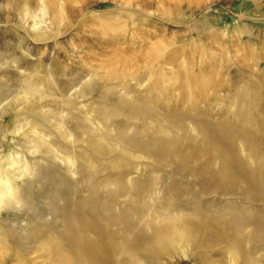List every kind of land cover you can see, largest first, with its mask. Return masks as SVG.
I'll list each match as a JSON object with an SVG mask.
<instances>
[{
	"label": "rangeland",
	"instance_id": "374dc122",
	"mask_svg": "<svg viewBox=\"0 0 264 264\" xmlns=\"http://www.w3.org/2000/svg\"><path fill=\"white\" fill-rule=\"evenodd\" d=\"M121 98L151 101V131L106 116ZM221 123L239 135L219 148L203 138ZM159 138L183 145L166 165L140 153ZM229 146L264 163V0H0V177L25 199L0 196V264H70L83 234L69 212L90 206L115 248L150 243L146 264H243L233 244L264 264V235L235 224L264 218V192L225 183Z\"/></svg>",
	"mask_w": 264,
	"mask_h": 264
},
{
	"label": "bare ground",
	"instance_id": "6f19581e",
	"mask_svg": "<svg viewBox=\"0 0 264 264\" xmlns=\"http://www.w3.org/2000/svg\"><path fill=\"white\" fill-rule=\"evenodd\" d=\"M32 86L35 87L36 85L33 84ZM150 104H151V101H149V100L137 101V100H134V98H133L130 101H127V98H121L119 101H117V103H111L110 105L108 104L107 106H105V108H104L105 112L104 113L106 114V116L114 117V118H120V117H122L123 114L127 113L126 114L127 117H124L126 119V120H124V125L126 128L131 127L134 124H138V125H141L144 128H146L149 132L153 128L151 127L150 123H147V121H145V119L148 118L152 113L153 109H152ZM194 116H198V115L188 116V115L183 114L181 112V113L176 114L175 118L177 120H179V123H181L183 125L184 122H186L189 119H191L192 122H193V120L196 122L197 121L196 119L199 116L198 117H194ZM139 120H141V121H139ZM165 121L168 122L169 118H166ZM217 127L218 128L214 132H212L208 136H204L203 140L205 139L208 141H212V140L216 141L218 144V147L221 148L224 140L225 141L234 140V138H236L239 135L237 132V129L233 128L228 123L227 124L221 123V124L217 125ZM233 129H235V130H233ZM203 132H201V134H203ZM240 132L243 133V136L241 138L244 139L245 143H251V142H249L248 139L243 138V137H245L244 135L246 134V132H243V131H240ZM159 139H161L160 141L164 140L165 143H167V144L165 145V147H160L159 150L157 151V153H155V151H153V149H155L156 146L154 144V141L152 142L151 140H150V143H152L154 145L149 144L147 147V150H145L146 152L144 153L143 151H141L140 153L144 157L160 160L161 164L166 165L169 163V161L173 157V155H172L173 153L168 154L167 146L169 144L175 145L176 143L174 141L168 142L164 138H159ZM154 140H155V138H154ZM92 142H93L92 145H95V142L94 141H92ZM252 146H253V144H252ZM174 147H176L177 151L179 149L180 150L183 149V145H181V144H176ZM123 148L125 150H129L124 145H123ZM248 149L250 150L252 158H253V156L255 158L259 157V156H255V154H254L255 149L259 150V148H256L254 146V149H253V147H248ZM199 150H200L199 154H201L202 152H204V154L205 153L208 154V151H206L202 147V145L199 147ZM219 152H222V150L219 149ZM223 154H224V157L226 158V162L224 161V163H222V164H224L223 176H224V179L227 181V182H225L226 184L227 183L232 184V182H235V183L242 182V183L246 184L248 191L262 192V193L264 192V185H263V182L261 180L262 179L261 177H263L262 174H264V163L262 164L260 162H245L243 160H240L241 158H239L240 155H238L237 149L234 147L232 148V146H229V149L226 150V152ZM197 156H198V153H197ZM197 158L199 159V157H197ZM204 165H205V163H204ZM88 166L91 169L92 168L96 169V166L92 167V164H88ZM222 167H223V165H222ZM193 169H192V172L194 174H198V173L200 174L201 171H199L198 169L197 170H195V169L193 170ZM118 172L119 173H117V177L115 179L116 180L118 179L117 181L119 182V184L121 185V187L123 189L122 192L127 191L128 186L126 185L125 180H126V176L128 175V171L125 169L122 170V168L119 167ZM152 184L153 183H151L150 185L146 184L144 186V190L146 192L145 198H149L151 196L152 189H153ZM139 185L140 184L138 183L136 185V187L142 186V185H140V186ZM0 186H1L0 187V196H1L2 200L4 199L5 201H12V199H15V200H18L21 204L25 203V199H24L23 194H21L20 187L17 186L15 183L12 184L11 182H9L8 179H6V178L2 179L0 177ZM141 190H142V188H141ZM141 190L139 191L140 194H141ZM128 192L129 191H127V193ZM259 196L264 197V193L260 194ZM87 212H88L87 215H84L83 213H70L69 212V218H68L69 222H71V225H72L73 221L76 223V225L80 229V232L83 234V238L81 240H78L75 237L67 239L69 245H71L73 248L72 249L73 254H74V252H76L77 257H76V259H69L72 256L70 254H68L67 256H69V258H66V262L68 260L70 264H88L86 262V258L88 259L90 257L92 259V261H94L96 259H100L101 256H104L111 263L118 264L115 261V257L111 254V252L115 253V251H119V252L123 251V253H124V252L128 251L131 256L129 257L128 262L126 264H146V261L144 260L146 258L145 256H148L150 253H152L151 247L150 248L146 247L147 245L150 246L149 242L147 244V241H148L147 239H146L147 245H144V243H142L143 242L142 241V242H135L136 244H133L132 246L124 244V245H122L123 247L117 246V248H115V245L112 242L110 234L107 232L108 226L104 223L100 224L96 221V218L93 214L94 212H93L91 206H90V209H87ZM154 212H155L154 208H150L148 210V219L153 218ZM110 218L113 222L116 223V218L113 215H110ZM161 218L164 219V217H162V216H161ZM166 218L167 217H165V219ZM159 219H160V217H159ZM240 219H242V221L237 222L235 224H238L242 228L244 226V224H246V223H250V224L253 223L254 228L252 230H254L256 234L259 233V234L264 235V218L259 219V220H255L251 216H247V215L242 214ZM150 221L148 222L147 225L149 228L150 227L152 228V222H150ZM247 226L248 225H245L243 227V229L247 228ZM136 228L139 229V227H137V226H136ZM172 229L173 228H171V231L165 232L164 236L162 238L158 239V243L160 245H163V241L170 242L172 239L176 238L177 234H179L178 232H174V229L173 230ZM192 229H194V228H192ZM89 232L91 234H95L96 236L98 235L97 236L98 239L89 240L84 235V234H88ZM232 249H234V251H237L239 253L240 260L242 261L243 264H260L258 261L250 259L249 256L244 252V250L242 249V247L240 245L235 246V244H233ZM61 251H62V249H61ZM111 259L113 261H111Z\"/></svg>",
	"mask_w": 264,
	"mask_h": 264
}]
</instances>
